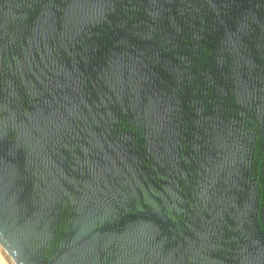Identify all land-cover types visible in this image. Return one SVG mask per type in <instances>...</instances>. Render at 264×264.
I'll list each match as a JSON object with an SVG mask.
<instances>
[{"label":"water","instance_id":"1","mask_svg":"<svg viewBox=\"0 0 264 264\" xmlns=\"http://www.w3.org/2000/svg\"><path fill=\"white\" fill-rule=\"evenodd\" d=\"M8 264H264V0H0Z\"/></svg>","mask_w":264,"mask_h":264},{"label":"bare ground","instance_id":"2","mask_svg":"<svg viewBox=\"0 0 264 264\" xmlns=\"http://www.w3.org/2000/svg\"><path fill=\"white\" fill-rule=\"evenodd\" d=\"M0 264H8L1 254H0Z\"/></svg>","mask_w":264,"mask_h":264}]
</instances>
